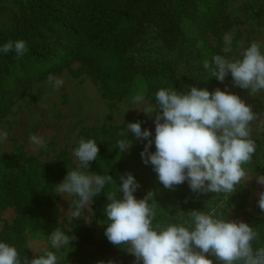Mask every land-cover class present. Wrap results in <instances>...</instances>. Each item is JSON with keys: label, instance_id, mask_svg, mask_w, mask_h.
<instances>
[{"label": "clouds", "instance_id": "obj_1", "mask_svg": "<svg viewBox=\"0 0 264 264\" xmlns=\"http://www.w3.org/2000/svg\"><path fill=\"white\" fill-rule=\"evenodd\" d=\"M27 50L23 39L0 44V54L14 51L19 57ZM203 67L211 69L212 77L220 82L230 75L232 85L247 90L248 95L264 92V47L258 43L245 48L239 59L217 54L211 64L206 62ZM135 101L144 106L146 114H155L154 132L142 128L140 121L128 122L126 135L116 142L119 152L131 147L132 141L127 139L131 131L138 140L146 141L140 152L142 161L152 166L164 188L174 189L186 182L197 193L232 194L237 190L246 175L243 165L256 151L250 136L256 114L245 99L225 85L223 90L217 87L212 91L197 86L183 91L160 88L155 93V104L145 103L142 95H137ZM6 137L7 132L0 131V140ZM31 139L43 143L38 137ZM99 152L94 139H81L73 149L79 168L68 171L55 184V191L75 198L71 216L76 219L106 185L115 183L121 195L107 196L104 235L113 245L126 246L136 264H214L212 256L216 264H264V246L253 244L259 240L257 230L243 220L224 218L215 209L192 210L188 226L169 223L154 227L155 213L149 202L154 193L149 191L137 199L140 185L131 173L120 175L117 183L111 174L88 171ZM257 183L264 185V175L257 178ZM257 204L264 213V191L259 193ZM75 239L69 231L53 230L49 243L55 251L45 250L38 257L22 255L14 244L0 240V264H59L57 252L71 246Z\"/></svg>", "mask_w": 264, "mask_h": 264}, {"label": "rangeland", "instance_id": "obj_2", "mask_svg": "<svg viewBox=\"0 0 264 264\" xmlns=\"http://www.w3.org/2000/svg\"><path fill=\"white\" fill-rule=\"evenodd\" d=\"M209 1V7L214 11L213 17L204 22L203 17L186 18L182 25L186 34L195 40L204 64L206 62L211 64L213 56L217 54L232 60L239 59L244 49L253 42L264 47V0H227L225 5L217 0ZM10 18L8 12H0V32L11 30ZM146 37L155 48L154 58L159 54L166 59L178 60V55L168 52L155 38L153 31ZM83 67L82 62H74L68 68L53 70L41 79L33 81L23 93L11 96L0 103V131L7 132L6 139L0 140V157L11 158L12 162L18 164L26 157L40 160L44 166L41 168V176L55 185L67 174L64 173L61 164V152L68 153V164L72 169L79 167L73 149L81 139H84L87 130L122 127L128 122L140 121L142 128H150L154 132L155 114H146L143 111L144 106L139 105L135 97L142 95L145 103L155 104L156 91L160 88H173L171 80L138 75L130 83L125 84L129 87V94L124 96L120 89L115 87L121 84L119 79L122 75L110 72L103 77H96L91 71L78 75ZM209 70L206 83L212 82L214 89L219 87L222 90L228 85L231 92L240 95L253 108L256 118L250 124V136L258 150L259 143L255 134L264 133V92L248 95L247 90L232 85L230 75L224 82L218 81L215 77L209 80L212 76L211 69ZM57 81L61 83L57 84ZM123 132L124 130L120 131ZM33 136L40 138L43 143L33 142L31 139ZM127 139L132 141L130 148L119 152L116 146L115 154L110 158H106L100 151L97 159L91 162L88 171L101 175L111 174L117 183L120 182V175L133 174L144 194L149 191L154 193L149 202L155 213L160 207L159 201L165 188L159 182L152 166L142 161L140 152L146 141L138 140L131 131H128ZM152 150H155L154 146ZM11 161L4 162L3 170L12 168ZM243 167L246 175L237 185V189L241 187V194L231 203L233 211L231 220H243L244 211L257 214L259 193L264 191V185L257 183V178L262 175H258L249 162ZM3 176V171H0V197ZM105 190L107 193L105 195L101 193L102 197L98 199H107L108 195L118 193V186L115 183L109 184ZM234 193L195 192L197 203L203 206V210L224 205ZM57 196L59 197L57 221L60 226L56 229L69 231V235L77 237L71 241V246L57 252L60 257L59 264H78L77 258L88 255H96L95 264H108L109 261L112 264H136L134 255L126 251V246L119 248L110 243L104 235L106 220L104 207L98 204L99 200L90 201L81 209V216L75 219L71 216L72 200L75 198H66L59 194ZM2 210L0 231L6 222L11 223L15 218L13 208L6 207ZM184 212L185 209L181 206L175 215L181 221L179 224L188 226L187 219L190 224L191 216L184 215ZM156 219L153 217L155 227L165 226V221L162 220L161 225L155 222ZM56 229L40 227L27 229L26 239L32 256L38 257L45 250L55 251L49 243V234ZM253 244L254 247L264 246L260 237ZM210 258L216 264V258L214 256Z\"/></svg>", "mask_w": 264, "mask_h": 264}, {"label": "trees", "instance_id": "obj_3", "mask_svg": "<svg viewBox=\"0 0 264 264\" xmlns=\"http://www.w3.org/2000/svg\"><path fill=\"white\" fill-rule=\"evenodd\" d=\"M217 2L225 5L227 0ZM209 3V0H0V12L9 13L12 25L9 32H0V44L23 39L28 49L19 57L14 51L0 54V103L23 93L33 81L49 72L68 68L74 62L84 64L78 75L87 71L96 77L110 72L122 75L121 84L115 87L124 96L129 94V87L125 84L138 75L169 79L173 83L172 89L180 91L191 86L212 91L213 83H206L210 70L203 67L195 40L182 27L186 18L203 17L204 22L213 17L214 11ZM152 31L168 52L178 55V60L166 59L159 54L154 58L155 48L146 37ZM211 78L214 79L210 76L209 80ZM121 130L124 132L120 133ZM126 132V124L102 127L87 130L84 139H94L101 153L110 158L115 154L116 142ZM255 136L259 146L249 163L258 175H264V133ZM60 157L64 173L73 170L68 164V153L63 151ZM5 161H11V158L0 157V171L4 173L0 211L13 208L15 218L11 223H5L0 240L14 244L22 255L33 257L27 244V229H56L60 226L56 186L41 176L44 166L36 158L26 157L21 164L11 161L12 168L7 171L3 170ZM240 188L224 205L204 210L186 182L174 189L165 188L160 207L155 211V222L161 224L163 220L165 226L179 224L181 221L175 212L181 206L185 209L184 215H190L192 210L215 209L223 213L224 218L232 219L231 203L241 194ZM106 193L104 190L103 194ZM115 195L119 197L121 194ZM145 195L140 187L135 193L137 199ZM101 197L99 194L93 201L99 200L98 204L104 207L107 199H98ZM242 214L243 221L250 223L264 242V213L258 207L257 214L247 211ZM95 259L96 255H88L77 258L76 262L95 264Z\"/></svg>", "mask_w": 264, "mask_h": 264}]
</instances>
